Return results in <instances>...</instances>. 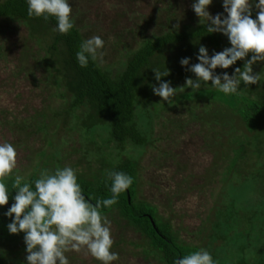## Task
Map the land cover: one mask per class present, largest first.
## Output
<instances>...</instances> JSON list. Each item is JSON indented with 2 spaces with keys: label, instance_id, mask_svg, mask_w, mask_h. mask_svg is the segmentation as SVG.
<instances>
[{
  "label": "rangeland",
  "instance_id": "obj_1",
  "mask_svg": "<svg viewBox=\"0 0 264 264\" xmlns=\"http://www.w3.org/2000/svg\"><path fill=\"white\" fill-rule=\"evenodd\" d=\"M68 2L72 7L71 19L83 40L99 36L104 41L99 50L103 53L102 62L100 59L96 62L112 77L122 72L131 54L145 40L200 24L192 10L194 0ZM208 11L213 16L227 15L223 0H212ZM177 24L179 28L175 29ZM38 31L33 35L28 23L0 18V143L9 142L17 151V166L8 177L20 174L28 178L36 171L39 176L42 169L71 166L77 177L94 180L119 160L135 159L136 201L154 207L158 218L171 226L180 242L215 252L216 264H233L242 255L247 256V264H259L257 254L264 250V231L259 235L260 221H255L256 226L249 225L247 217L250 218L249 206L261 197L258 194L262 193L254 190L255 183L262 180L250 179L246 172L252 161L249 153L242 161L249 160L247 165L241 163L239 169L228 171L234 155L231 142L246 134L240 118L224 103L211 81L198 90L178 89L168 102L152 91L153 85L158 86L152 69L167 68L170 75L162 80L170 81L174 89L183 87L186 78L195 80V75L182 67L180 60L190 58L188 67L198 63L196 47L200 44L189 42L181 50L166 47L161 57L153 59L154 64L143 71L136 119L141 130L146 129L148 144L143 149L127 148L121 153L112 143L105 142L98 130L87 137L80 125L86 108L70 111V98L58 95L46 62L49 43L44 38L51 32ZM208 54L212 56L209 51ZM215 72L227 73L221 68ZM253 72L262 73L264 80V61L254 64ZM41 153L44 154L40 156ZM229 197L236 199V208L227 203ZM105 215L111 221L114 241L111 251L119 254L112 264H161L152 254L144 253L148 250L147 242L117 210ZM223 217L234 228L229 247L210 238L216 232V220ZM241 230H248L250 237L259 236L245 254L234 238ZM22 243L4 248L10 253L6 258L8 264L26 257ZM65 255L69 264H100L83 252L69 251Z\"/></svg>",
  "mask_w": 264,
  "mask_h": 264
},
{
  "label": "trees",
  "instance_id": "obj_2",
  "mask_svg": "<svg viewBox=\"0 0 264 264\" xmlns=\"http://www.w3.org/2000/svg\"><path fill=\"white\" fill-rule=\"evenodd\" d=\"M256 3L258 0H252L253 19H256L258 12L254 6ZM27 7V0H3L0 2V18L28 23L33 35L38 33L39 29L51 32L48 38L45 35L43 36L46 39L43 38L49 43L46 47L47 68L50 76L53 77L58 95L61 98L66 96L70 98V111L86 108L80 125L87 137H91L94 130L95 132L98 130L100 136L104 137V141L112 143L115 150L121 153L127 148L143 149L148 144L146 129L142 131L137 124L136 108L141 99L139 87L144 80L142 73L151 64H154L153 59L161 57L160 54L166 47H178L181 50L182 46L189 42L205 46L211 54L231 47L226 36L220 33L209 34L205 21L195 27L186 25L180 32H167L145 40L131 54L122 72L112 77L91 59L86 67H81L78 64L76 53L81 42L84 41L78 28L74 26L67 34L53 32L52 29L56 26L54 18L50 17L48 21H45L43 17H29ZM192 51L194 52V50ZM248 59H251V54L226 69L227 74L233 75L237 67L243 69L244 62ZM260 69L263 68L260 67ZM238 90V94H224L218 90L222 95V100L226 101L224 103H228V108L237 114L246 131V134L235 137V140L231 142L233 145L231 152L234 155L229 160L228 171L234 167L238 168L237 166L244 163L242 161L249 153L252 161L248 160L250 166H247L246 172L252 177L250 179L262 180L255 183L256 189L254 190V193L259 191L262 194H258L261 197L255 204L249 206L250 215L248 216L250 218L247 217V222L249 225L256 226L255 221H260L258 225L260 235L264 231V80L253 85H244L242 82ZM147 97H149V93ZM43 154L41 153L40 156ZM136 162L135 159L126 157L106 170L123 171L133 178V183L119 195L118 203L111 208L102 210L103 214H108L114 209L117 210L119 216L138 231L147 242L148 250L144 251L145 254H152L161 264H173L174 260L189 252L198 251L200 248L180 242L171 226L158 218L154 207L136 201L138 182ZM248 162L244 164L247 165ZM106 171L94 180L78 177L83 194L92 203H95L96 199L109 198L112 195L110 192L111 181L107 179ZM35 173L26 179L30 182L38 178ZM13 179L14 177L5 178L4 182L9 189V202L5 206H0V264H8L6 258L10 256V253L4 249L7 245L21 241L24 244V233L10 234L7 228V225L14 219V217L9 218L5 215L14 203L16 193L11 188ZM229 198L227 203L232 209L236 208V199ZM248 201L249 198L245 200V203L247 204ZM224 217L222 220H216L214 225L216 232L214 231L210 238L214 240L216 238L224 247H229L230 233L234 228L233 224ZM239 233L240 235L236 234L234 238H237V242L241 246L240 251L245 254L250 249L251 242L259 239V236L250 237L248 230H241ZM259 253L257 254L258 263L264 264V250H260ZM210 254L213 260L218 256L215 252H210ZM246 257V255L238 257L233 264H247ZM3 258L6 259V262ZM12 264H27L26 257L17 259Z\"/></svg>",
  "mask_w": 264,
  "mask_h": 264
},
{
  "label": "clouds",
  "instance_id": "obj_3",
  "mask_svg": "<svg viewBox=\"0 0 264 264\" xmlns=\"http://www.w3.org/2000/svg\"><path fill=\"white\" fill-rule=\"evenodd\" d=\"M212 0H194L192 10L200 19L207 21L209 34L220 33L226 36L231 47L214 52L210 57L205 46L198 50L196 64H190V58H182L180 64L193 73L195 80L185 79V85L173 88L171 82L163 77L170 75L166 68L152 69L158 86L153 85V94L169 101L179 89L198 90L202 84L211 86L224 94H238L241 83L257 84L262 73L253 72V65L264 61V0H258L254 6L258 10L256 19L252 18L250 0H223V9L227 13L211 15L208 11ZM29 17H43L45 21L54 18L56 26L53 32L67 34L73 27L72 7L68 0H27ZM174 28H179L175 25ZM104 41L92 36L81 42L76 59L81 67H86L89 59L102 62ZM245 60L243 69L235 68L234 74H217V68L228 69L238 60ZM17 166V151L9 142L0 143V206L9 202V189L5 178L13 173ZM110 184L111 197L96 199L95 203L83 194L78 183L77 172L71 166L56 167L54 170L42 169L38 178L28 181L24 175L16 174L11 188L15 190L14 203L5 213L13 218L7 225L10 234L24 233L27 264H69L65 253L75 251L90 255L100 264H112L119 254L111 251L114 241L111 237V221L103 214L118 203L119 195L128 189L133 178L123 171H106ZM173 264H216L209 251L200 248L174 260Z\"/></svg>",
  "mask_w": 264,
  "mask_h": 264
}]
</instances>
